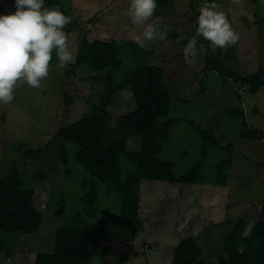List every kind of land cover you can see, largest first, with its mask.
Here are the masks:
<instances>
[{"label": "rangeland", "instance_id": "rangeland-1", "mask_svg": "<svg viewBox=\"0 0 264 264\" xmlns=\"http://www.w3.org/2000/svg\"><path fill=\"white\" fill-rule=\"evenodd\" d=\"M73 21L70 46L75 57L84 40L135 43L129 34L140 29L127 15L130 0H71ZM203 0H157L155 16L170 27L167 37L147 48V64L161 68L170 96L173 119L170 139L158 158L173 165L176 176L199 161L200 176L210 182L217 177L216 165L227 161L226 186L179 184L142 180L138 215L129 231L120 223L118 201L99 184L94 216H88V230H117L113 238H100L111 253L88 264H170L174 250L183 239L192 238L201 249L203 263H216L223 241L238 219L247 224L248 236L264 219V87L251 94L248 85L234 82L227 75L207 72L201 56L194 64L185 61L183 48L195 34L194 11ZM239 40L221 50L219 62L227 73L246 76L259 74L264 82V0H216ZM13 11V0H0V13ZM136 44V43H135ZM137 45V44H136ZM138 46V45H137ZM140 48V47H138ZM141 49V48H140ZM55 52H53V57ZM123 48L118 79L133 67V58ZM131 65V66H130ZM107 72L93 71L74 63L59 69L50 63L49 75L39 88L18 83L14 100L0 104V179L15 168L24 188L35 193L33 207L42 224L33 236H21L13 252L0 251V264H34L40 253L54 251L55 234L63 221L56 216L81 212V197L88 192L83 182L89 176L72 156L75 148L54 143L58 128L81 120L91 105L104 94ZM135 109L132 94L123 90L112 99L107 111L112 122ZM257 131L258 140L240 139V117ZM230 112V113H229ZM237 114V113H236ZM235 116V117H234ZM117 129V126H114ZM198 131L212 133L217 145H205ZM141 136L127 138L129 152L140 150ZM209 144V143H208ZM69 150L70 173L64 176L61 154ZM122 168L133 167L121 159Z\"/></svg>", "mask_w": 264, "mask_h": 264}, {"label": "trees", "instance_id": "trees-1", "mask_svg": "<svg viewBox=\"0 0 264 264\" xmlns=\"http://www.w3.org/2000/svg\"><path fill=\"white\" fill-rule=\"evenodd\" d=\"M70 2L71 0H45V6H58L65 15L71 17ZM198 14L199 12L194 11L193 22ZM72 27L73 21L65 28L69 33V42ZM200 45L208 49L200 55L207 72L227 75L234 82L248 85L251 94H256L264 87L259 74L239 76L227 73L219 62L221 49L212 51L209 42L202 37L199 38L198 47ZM123 48H126L130 58L134 59L131 64L133 67L116 79L115 74L122 66ZM148 53L147 48L140 49L135 43L121 41L103 43L84 40L77 49L75 64L93 71L107 72V83L104 94L96 104L91 105L89 114L67 127L58 128L54 143L75 148L72 154L74 161L89 176L88 180L83 182L88 192L80 199L81 212L67 216L63 212V206L57 211L56 216L62 219L63 224L55 234L54 251L38 254L34 264H88L97 257L98 252L101 257L111 253L110 246H100L99 240L113 238L117 230L100 228L98 233L88 230L87 217L94 216L97 212L95 204L99 184L104 185L109 194L115 195L120 223L124 224L126 229L130 226L126 231H129L131 240L134 235L132 226L138 215L142 180L226 186L224 169L229 165L227 161L216 165L217 177L207 182L200 176L199 161L185 173L176 176L172 170L173 165L158 158L170 139L173 119L162 121L169 113L171 100L164 85L162 69L147 64ZM50 63L58 64L56 55ZM123 90L132 94L135 109L112 122L107 109L113 97ZM236 113L231 111L232 115L240 117L239 138L258 140V132L246 124L242 111ZM114 126H117V129H114ZM133 134L141 136L140 150L137 152H129L126 149L127 138ZM198 136L203 143V156L205 145H217L212 133L198 131ZM68 151L66 149L61 154L64 176L70 173ZM122 158L133 167L131 170L122 168ZM34 197L32 190L24 188L15 168L0 179V251H5L8 256L13 252L18 238L33 236L41 227L42 216L33 207ZM246 229L247 224L238 219L225 237L216 263L201 262V249L189 238L179 242L170 264H264V219L254 225L248 236L245 235ZM101 264L108 263L102 261Z\"/></svg>", "mask_w": 264, "mask_h": 264}, {"label": "clouds", "instance_id": "clouds-1", "mask_svg": "<svg viewBox=\"0 0 264 264\" xmlns=\"http://www.w3.org/2000/svg\"><path fill=\"white\" fill-rule=\"evenodd\" d=\"M216 0H203L195 20V34L183 48L185 61L194 64L208 51L199 44V38L209 42L212 51L227 50L239 40L226 14L219 10ZM14 11L0 13V104L14 100L18 83L39 88L48 77L50 62L55 52L57 67L65 69L75 62L69 33L65 31L71 17L58 6H45V0H14ZM157 0H130L127 15L140 32L129 38L138 47L146 49L157 40L167 37L170 27H161L163 21L155 16Z\"/></svg>", "mask_w": 264, "mask_h": 264}, {"label": "crops", "instance_id": "crops-1", "mask_svg": "<svg viewBox=\"0 0 264 264\" xmlns=\"http://www.w3.org/2000/svg\"><path fill=\"white\" fill-rule=\"evenodd\" d=\"M217 187V186H216Z\"/></svg>", "mask_w": 264, "mask_h": 264}]
</instances>
